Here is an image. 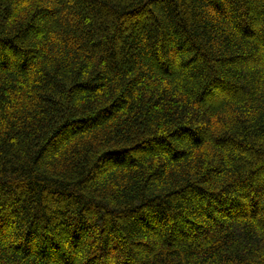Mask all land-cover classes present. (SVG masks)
<instances>
[{
  "label": "trees",
  "instance_id": "1",
  "mask_svg": "<svg viewBox=\"0 0 264 264\" xmlns=\"http://www.w3.org/2000/svg\"><path fill=\"white\" fill-rule=\"evenodd\" d=\"M0 264H264V0H0Z\"/></svg>",
  "mask_w": 264,
  "mask_h": 264
}]
</instances>
